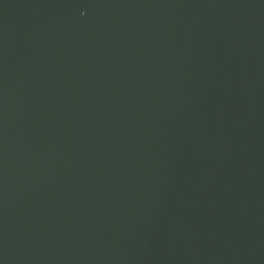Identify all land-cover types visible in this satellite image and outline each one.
I'll list each match as a JSON object with an SVG mask.
<instances>
[{"label": "water", "instance_id": "water-1", "mask_svg": "<svg viewBox=\"0 0 264 264\" xmlns=\"http://www.w3.org/2000/svg\"><path fill=\"white\" fill-rule=\"evenodd\" d=\"M0 264H264V0H0Z\"/></svg>", "mask_w": 264, "mask_h": 264}]
</instances>
